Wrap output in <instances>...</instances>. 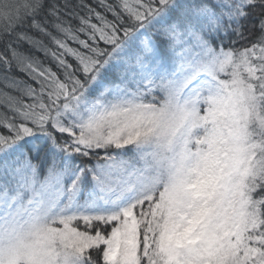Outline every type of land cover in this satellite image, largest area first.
Here are the masks:
<instances>
[{"label": "snow or ice", "instance_id": "1", "mask_svg": "<svg viewBox=\"0 0 264 264\" xmlns=\"http://www.w3.org/2000/svg\"><path fill=\"white\" fill-rule=\"evenodd\" d=\"M0 264H264V0H0Z\"/></svg>", "mask_w": 264, "mask_h": 264}]
</instances>
